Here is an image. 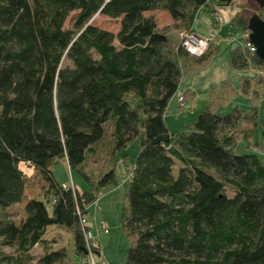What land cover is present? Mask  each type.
<instances>
[{
  "label": "trees",
  "instance_id": "16d2710c",
  "mask_svg": "<svg viewBox=\"0 0 264 264\" xmlns=\"http://www.w3.org/2000/svg\"><path fill=\"white\" fill-rule=\"evenodd\" d=\"M217 6L224 5L0 0V264H79L86 254L80 219L116 184L119 162L125 264H264V160L244 142L237 153L235 136L240 120L257 127L256 95L264 152V62L247 47L240 13L226 25L242 41L230 52L231 66L255 73L252 81L242 77L248 112L205 110L180 134L164 123L182 80L204 69L219 46L193 56L145 13L164 11L192 31L198 9L213 17ZM96 14L118 20L117 32L92 25ZM183 93L191 97L188 88ZM134 139L131 163L124 151ZM62 163L85 189L56 178L53 167ZM17 204L22 216L15 219L7 210Z\"/></svg>",
  "mask_w": 264,
  "mask_h": 264
},
{
  "label": "rangeland",
  "instance_id": "374dc122",
  "mask_svg": "<svg viewBox=\"0 0 264 264\" xmlns=\"http://www.w3.org/2000/svg\"><path fill=\"white\" fill-rule=\"evenodd\" d=\"M207 1L211 4H223V8L222 6H217V11L228 10L230 16L240 13L243 20L247 23L254 14H257L260 18H264V8L261 10L260 15V9L255 0H224L222 2L221 0ZM74 15L75 13L70 14L66 20L65 26H71L72 17ZM145 15L153 17L159 30L167 32L169 36L177 39L178 41L181 39L182 33L187 32L185 28L181 27L182 25H180V23L173 22L169 15L164 11L159 10L148 12L145 13ZM208 21L210 23L209 26L206 24ZM90 23L113 33H116L119 29L118 20L109 19L102 15H94L91 18ZM212 23L219 28V24L213 22V19ZM192 27L194 32L201 37H204L203 34L207 33L206 29L211 27L210 16L204 7L198 9ZM219 29L220 30H217L216 32L217 39L220 40L219 44H217L219 46V50L212 56L211 61L204 67V69H202V71L199 70L191 74L189 77H185L180 84L182 89L186 87V84H188L190 88L191 86L194 88L195 95L193 103L195 109L193 108L191 112H182L176 105L178 102L175 97H173L168 104V107L170 106V115L166 117L164 123L170 131L176 134L193 129V124L198 114L205 110H212L219 115L228 113L233 108L248 112V97L241 91L242 77H247L250 81H252L255 73L251 69L238 70L231 66L229 58L230 52L242 43V41L239 40L241 34H239L236 30L231 29L226 24L220 26ZM226 39H228V41H226ZM259 73L264 76V71H260ZM250 97H252V101L250 103L257 107V127H255L250 121L247 122L245 120H240L238 122L237 129L235 130L237 134L235 136L238 137L240 143L237 146L236 152H243L241 150L245 147L242 143L244 142L245 144H248L249 149L254 150V152L259 154L264 160V152L260 146L262 142L260 135L262 106L259 97L256 95ZM174 107L178 111V117L171 115V112L174 111ZM244 151H247V149ZM124 152L128 155L130 162L134 163L138 153V139H134ZM98 159V162H101L100 160L102 159ZM96 165H94V168H97L95 167ZM20 168L25 171L26 174L31 175L32 172L30 167L28 168L25 165H21ZM53 170L59 181L67 183L77 191L80 190L74 185V182L78 184L80 189H85V183L75 172H70L69 168H67L64 164L54 166ZM176 171L177 168H174V175L176 174ZM123 175L125 176V174ZM121 176L122 175L119 174V169L117 172L116 166L115 181L117 184L112 185V187L108 186L104 188L95 200L94 205L89 207V215L97 220H100L96 224L104 222L108 228V233L97 237V243H95L97 244V248L93 251L91 249V256L86 249V254L83 257H88V261L90 260L89 257H92L94 261H96L99 257L100 239V244L103 248L102 253L104 264H125L128 239L120 225L121 200L125 188L121 181ZM67 184L65 186H68ZM7 211L11 216L13 215L12 217L15 219L22 216L21 204H17L16 206L9 208ZM90 216L86 219L88 221L87 225H89L91 230L93 228L91 227L90 222L93 221V219H91ZM94 228H96V226ZM86 230H88V228ZM53 234L56 239L63 244L69 240L67 234L64 232H56Z\"/></svg>",
  "mask_w": 264,
  "mask_h": 264
},
{
  "label": "built area",
  "instance_id": "2783aa9c",
  "mask_svg": "<svg viewBox=\"0 0 264 264\" xmlns=\"http://www.w3.org/2000/svg\"><path fill=\"white\" fill-rule=\"evenodd\" d=\"M223 8V6H222ZM230 13L228 10H219L213 14V22L218 23L219 26L225 25L228 23L230 20ZM228 41V39H226ZM220 42L219 39H217V34L214 32L213 34L206 36V37H201L196 35L194 32L187 31L183 32L181 35V46L182 48L188 52L189 54L193 56H200L202 55L207 48L209 47L210 44H218ZM247 47L249 48V51L251 53L255 52V48L247 43ZM176 101L178 102V105H180L179 109H181L182 112H191L192 109L194 108V105L190 100H187L186 96H183V93L178 92ZM26 167H28L25 164ZM29 168V167H28ZM88 224V221L86 217H83L80 219V225L83 229V239H84V244H85V249H87L89 255L91 256V252L97 248V237L100 235H105L108 233V228L104 222H100L97 224L96 228L94 229H88L86 230L84 226ZM92 249V251H91ZM82 257L79 261V264H95V261L92 259V257Z\"/></svg>",
  "mask_w": 264,
  "mask_h": 264
},
{
  "label": "water",
  "instance_id": "95a60500",
  "mask_svg": "<svg viewBox=\"0 0 264 264\" xmlns=\"http://www.w3.org/2000/svg\"><path fill=\"white\" fill-rule=\"evenodd\" d=\"M259 8H264V0H255ZM247 41L255 48L256 57L264 62V19L252 15L247 23ZM27 165V164H26ZM30 167L29 165H27Z\"/></svg>",
  "mask_w": 264,
  "mask_h": 264
},
{
  "label": "crops",
  "instance_id": "0c3cea01",
  "mask_svg": "<svg viewBox=\"0 0 264 264\" xmlns=\"http://www.w3.org/2000/svg\"><path fill=\"white\" fill-rule=\"evenodd\" d=\"M210 21H211V27H209V28H207L206 29V31H207V33H204L203 34V36L204 37H206V36H209V35H211V34H213L214 32L216 33L217 32V30H220L219 28H220V26H219V28H217L216 27V25H214L213 23H212V17L210 16ZM208 26H209V21H208V23H206ZM223 26V25H222ZM192 31L194 32V29H193V27H192ZM195 33V32H194ZM196 34V33H195ZM217 34V33H216ZM197 35V34H196ZM199 36V35H198ZM202 71V70H201ZM189 81V80H188ZM191 82V81H190ZM185 88H188V90H189V92H190V94H191V97H190V100H192V104L194 105V103H193V101H194V88L191 86V88L189 87V85L188 84H186V87ZM185 88H181V91L183 92L184 91V89ZM177 105V107H178V104H176ZM168 107V106H167ZM169 108H170V106L168 107V108H166V110H165V112H164V120L166 119V117L168 116V115H170V113H169ZM179 108V107H178ZM194 109H195V107H194ZM171 115H174L175 117H178L179 116V114H178V111H177V109H175V107H174V111L173 112H171ZM63 164V163H62ZM64 165L67 167V165L64 163ZM68 168V167H67ZM118 169H119V174H121L122 176H121V181H122V183L124 182V173H123V169H122V166H121V163H118V165H117V172H118ZM61 182V181H60ZM63 185H66L67 183H64V182H61ZM75 184V186L81 191V189L79 188V186H78V184L76 183V182H74ZM116 184H117V182H116ZM124 184V183H123ZM68 185V184H67ZM110 187H112V186H110ZM109 187V188H110ZM91 217V216H90ZM91 219H93V221H91L90 222V225H91V227L94 229V227L95 226H97V222L98 221H100V220H97V219H95L94 217H91ZM6 250H8L9 251V248H5V251ZM8 251H6V252H8ZM99 251H100V254H99V257L96 259V261H95V264H104V262H103V253H102V251H103V248L101 247V244H100V239H99Z\"/></svg>",
  "mask_w": 264,
  "mask_h": 264
},
{
  "label": "bare ground",
  "instance_id": "6f19581e",
  "mask_svg": "<svg viewBox=\"0 0 264 264\" xmlns=\"http://www.w3.org/2000/svg\"><path fill=\"white\" fill-rule=\"evenodd\" d=\"M183 96L187 97V100H190V98L188 97V95L186 93H183ZM191 101V100H190ZM180 107V105H178ZM181 108V107H180Z\"/></svg>",
  "mask_w": 264,
  "mask_h": 264
}]
</instances>
